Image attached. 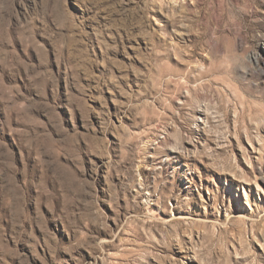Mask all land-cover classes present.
Listing matches in <instances>:
<instances>
[{
    "label": "rangeland",
    "instance_id": "1",
    "mask_svg": "<svg viewBox=\"0 0 264 264\" xmlns=\"http://www.w3.org/2000/svg\"><path fill=\"white\" fill-rule=\"evenodd\" d=\"M0 264H264V0H0Z\"/></svg>",
    "mask_w": 264,
    "mask_h": 264
}]
</instances>
